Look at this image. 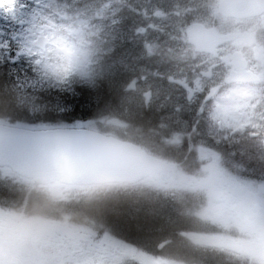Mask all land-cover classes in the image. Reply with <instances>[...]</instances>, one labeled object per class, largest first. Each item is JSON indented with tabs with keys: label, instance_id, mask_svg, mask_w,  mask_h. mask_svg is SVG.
<instances>
[{
	"label": "rangeland",
	"instance_id": "1",
	"mask_svg": "<svg viewBox=\"0 0 264 264\" xmlns=\"http://www.w3.org/2000/svg\"><path fill=\"white\" fill-rule=\"evenodd\" d=\"M82 1L0 0V34H12L13 39L10 38V40L13 43L15 42L16 57L14 58H19L20 61H32L35 64V71H38L44 78L63 79L70 76L87 78L89 74L96 71L105 75L113 71L114 74L115 67L106 66L103 59H100L105 43L99 40L102 20L100 13L97 11V2L92 0L89 5H80ZM136 1L140 2V0ZM164 1H167L169 5L173 4L172 0ZM183 1L190 4L194 2V0ZM218 25L220 29L224 30L229 28L230 23L219 21ZM171 26H169V33L177 31L174 25ZM66 29H80L81 33L78 36H70L65 32ZM41 35H45L50 41L43 53L30 47L32 41ZM176 41H178V38L172 35L167 41V43H170L167 54L172 59L187 52L184 50L178 51L174 45ZM185 48L188 50L186 46ZM64 52H72L76 58L70 59L64 55ZM97 62L98 66L95 67L94 65ZM122 63L123 61L119 62L121 66ZM162 84V80L159 83L151 81L145 86V89L150 90L154 87L153 112L160 113L162 120L165 121V127L171 128V134L166 139L171 143H175L180 135L175 132L172 134V129L176 124H181L184 119H191L192 116H184L176 111L179 109L178 100L166 101L159 98L158 94L161 91ZM250 94L251 92L248 90L232 88L228 93L215 99V107L206 111L203 117L205 128L202 134L208 138V141H221L223 137L231 135L232 128L228 126L229 124L233 127L237 126V128L242 126L244 129L247 126L261 127L259 119L254 113L255 104L254 106L249 105L251 102L249 99ZM161 95H163V92H161ZM130 101L131 99L128 98L129 105ZM28 102L29 108H32L34 98H31ZM222 120L229 122V124L225 125ZM78 125L77 127L97 130L100 129L101 125L108 126L112 124H110L109 119H102L99 122L82 121ZM118 126L120 131L124 128L120 124ZM192 127L193 124L191 125V131ZM188 138L192 139L191 134H188ZM200 147L201 145L197 146L199 158L202 161H207V163L198 168L200 173L197 177L190 176L186 178L175 169H163L156 171L139 185L138 188L142 190L146 187L147 192L150 194L152 190H156L149 198L150 201L142 195L138 197H132L133 195H130L131 197L121 196L118 198L116 195L119 192L117 191L130 189L127 187L108 190L109 193L101 194L96 198L94 196L95 199H88L89 203L97 201L101 204L120 200L124 206H133L136 204L135 200H138L140 204L137 209L142 218L146 213V216L150 218L146 220L152 222L151 227L152 225L160 226L161 230L158 231L162 234L159 241L147 247V256L144 255L142 260H139L136 256L139 254L137 249L135 250L132 246L108 238L107 235L103 234L102 245L99 239L98 241H92L93 244L89 243V246L98 247L101 253H108L113 256L105 258L99 264H198L191 261L193 258L192 253L196 255L194 257L199 258L198 253L212 252L217 248L216 252L230 254L228 253L232 250L230 247L220 245L218 247L217 244L211 242L213 238H217L209 233L208 230L211 226L221 233L222 237H218L219 241H224L232 246L233 251L237 254L243 253L241 249L245 245H250L253 242L258 244L259 240L255 231L263 225L264 219L261 218V212H255V210H260L256 207L261 205L256 201L255 196L257 193L264 196V186L260 185V188L257 186L256 190L253 188L254 185L230 177L222 167V153L219 155L220 158L213 159L208 156L209 149L206 144L204 149ZM211 147L213 148V144ZM0 175L8 177L10 180H12L11 177H14L5 169L0 170ZM21 182L25 183L22 180ZM40 189L53 199L60 200H63L67 194L74 193L73 187L59 184L46 185ZM123 200L126 202H123ZM129 201H132V203H127ZM117 202L115 203L118 206ZM149 207L150 213L148 214L147 209ZM100 211L112 215L115 214L116 208L109 209L104 206L100 207ZM236 211H238V214H235V216L239 217L244 224H241L240 219L234 222V217L231 214ZM262 216H264V212ZM89 230L93 231L92 229ZM87 232L88 237L95 235L89 231ZM243 232L248 235H240ZM254 262L264 264V259L258 258Z\"/></svg>",
	"mask_w": 264,
	"mask_h": 264
},
{
	"label": "flooded vegetation",
	"instance_id": "2",
	"mask_svg": "<svg viewBox=\"0 0 264 264\" xmlns=\"http://www.w3.org/2000/svg\"><path fill=\"white\" fill-rule=\"evenodd\" d=\"M117 2L119 4H114L113 10L115 16L120 18L124 12L125 1ZM172 3L169 5L167 1L160 0L159 5H156L151 1L137 3L131 0L127 4L141 10L144 26L148 25L147 33L155 23L154 26L159 28L156 30L158 35L165 34L171 25H174L182 36H185L193 25H201L205 31L214 30L218 36L232 35L231 41L214 48V54L196 52L191 47L185 54H179L176 59L170 61L166 59V53L158 54L161 60L157 62L155 72L157 77L162 78L163 83L161 91L157 88L160 91L159 98L166 101L178 100L179 109L176 111L184 116H192L180 124L178 143L183 146L189 144L191 140L188 134H191L192 124V130L197 132L191 134L194 141H191L190 145L195 147L201 145L200 148L204 149L206 144L208 154L211 155L212 144L214 147L226 143L223 140L208 141L202 134L205 128L203 117L206 111L215 107L216 97L228 93L232 88L251 92L249 99L252 102L249 105L255 104L254 113L261 124L260 128H256V133L247 134L248 140L235 145L247 146L252 141L249 139L260 138L263 141L264 0H224L226 4L224 10L228 16L219 13V0H194L192 4L183 0H172ZM219 21L229 22V28L220 29ZM141 33L140 29L134 30V34L138 36ZM149 40L150 37L146 42H150ZM164 41L163 37L161 43ZM181 41L183 42L182 38ZM175 48L178 51L184 50L183 44L179 41L175 43ZM142 50L143 46H134L130 49L127 59V64L134 68L128 93L133 104H137V108L143 98L144 103L146 101L150 103L155 99L154 87L150 90L145 89V86L153 81V76L145 72L151 68V45ZM117 57L121 55L117 53ZM122 61L124 62V59ZM139 64L144 67L143 71ZM233 72L236 78L240 79L237 80L239 82L225 83V79ZM147 93L151 95L149 99L145 98ZM139 110L142 112V109ZM245 132L244 129L243 135ZM13 176L10 180L0 175V210L3 211V215L0 216V264H99L105 258L113 256L101 253L98 247L89 246L92 241L100 239L101 245L103 242L102 237L98 235L93 237L86 235L88 215L85 211L87 196L84 191L77 190L80 192L78 195L80 198L75 200L79 203L78 207L85 209L82 215L73 214L70 209L66 210L69 205L59 204L63 209L59 212L49 211L51 216L57 217L51 220L50 215L40 214L43 209L35 208V198H38L35 192H40L36 190L35 183ZM255 233L258 236V244L264 246V223ZM221 244L224 242H219V245ZM144 255L147 256V253H139L136 256L142 260Z\"/></svg>",
	"mask_w": 264,
	"mask_h": 264
},
{
	"label": "trees",
	"instance_id": "3",
	"mask_svg": "<svg viewBox=\"0 0 264 264\" xmlns=\"http://www.w3.org/2000/svg\"><path fill=\"white\" fill-rule=\"evenodd\" d=\"M120 28L127 29L132 22L131 17L123 16ZM3 46V47H2ZM15 43L10 40V34L0 36V121L4 124L24 128H72L82 121L99 122L102 119L117 120L124 127L121 131L112 125L100 126L101 132H106L122 140L130 141L145 148L151 154L172 165L178 171H187L186 159L190 158L191 149L169 145L166 142L168 127L160 113H154L149 108L142 112L130 108L126 84L118 81V75L113 71L107 75L93 72L87 78L70 76L63 79L42 77L35 71V64L30 60L15 59ZM15 59V60H14ZM124 81H127L123 74ZM34 98L32 108L29 102ZM156 112V111H155ZM188 151V152H187ZM233 158L240 169H246L249 183L254 185L264 183V152L254 147L232 149ZM192 156V155H191ZM192 159V158H191ZM232 162H234L232 160ZM140 189L139 185L119 186L104 185L91 189L108 191L119 188ZM142 190H147L146 187ZM112 192V191H110ZM154 194V190L151 191ZM101 194H96L98 197ZM118 198L120 195H116ZM159 196V195H158ZM256 201L264 205V196L258 193ZM118 201V202H117ZM133 201V200H132ZM132 201L127 203L131 204ZM133 206H124L120 200L110 203H95L86 210L79 203H73L65 209L77 215L87 212L88 218L94 219L104 227H110L124 239L147 248L162 238L160 226L151 227L150 219L144 213L143 218L138 211V200ZM123 202H126L123 200ZM47 198H35V208L39 210L56 211L63 209L59 204L49 206ZM116 208L115 214H104L100 207ZM150 213V207L147 209ZM149 225V226H148ZM157 228V229H156ZM203 231V229H201ZM164 232V231H163ZM204 254V255H203ZM192 262L198 264H243L226 254L201 252ZM184 258V256H183ZM245 264V263H244ZM247 264H252L247 261Z\"/></svg>",
	"mask_w": 264,
	"mask_h": 264
},
{
	"label": "water",
	"instance_id": "4",
	"mask_svg": "<svg viewBox=\"0 0 264 264\" xmlns=\"http://www.w3.org/2000/svg\"><path fill=\"white\" fill-rule=\"evenodd\" d=\"M224 0L219 11L225 14ZM187 33L196 50L213 51L229 38L214 44L195 40ZM48 40L37 38L32 47L45 49ZM72 56V54H68ZM234 81V80H228ZM0 167L32 179L35 184L60 183L69 186L134 184L165 164L147 154L140 146L86 129L28 130L0 124ZM256 255H263L253 247Z\"/></svg>",
	"mask_w": 264,
	"mask_h": 264
}]
</instances>
